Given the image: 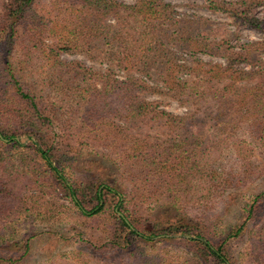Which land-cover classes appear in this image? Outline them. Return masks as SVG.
I'll return each mask as SVG.
<instances>
[{
	"label": "trees",
	"instance_id": "16d2710c",
	"mask_svg": "<svg viewBox=\"0 0 264 264\" xmlns=\"http://www.w3.org/2000/svg\"><path fill=\"white\" fill-rule=\"evenodd\" d=\"M132 1L0 0V229L54 219L43 199L63 195L101 232L96 244L38 263L29 241L0 234V264H235L227 242L255 218L247 264H264V190L238 226L209 229L205 219L216 200L247 197L252 179L264 187V62H253L264 43L217 38L161 0ZM203 2L264 33V0ZM146 95L191 111L167 113ZM207 124L226 147L258 155L239 153L236 175L210 166ZM175 235L189 237L177 259L166 252ZM105 253L118 262L96 258Z\"/></svg>",
	"mask_w": 264,
	"mask_h": 264
},
{
	"label": "rangeland",
	"instance_id": "374dc122",
	"mask_svg": "<svg viewBox=\"0 0 264 264\" xmlns=\"http://www.w3.org/2000/svg\"><path fill=\"white\" fill-rule=\"evenodd\" d=\"M119 3L123 5H130L133 3L132 0H117ZM165 3H169L174 6L176 17L179 20L185 19L189 22L197 23L201 31H213V35L217 38H226L232 39L233 42L235 39L239 44H262L264 43V33L261 31L248 28V27H236L232 25L231 20L220 12H212L210 11L203 0H161ZM264 9L260 8L256 14L257 16H262L264 13ZM193 23V25H194ZM199 30V31H200ZM262 52L261 55H258L256 59H253V62L259 60L260 62H264V46L261 47ZM260 48V49H261ZM256 55V53H254ZM181 57L184 60V63H192L187 57L186 54L181 53ZM197 58L202 60L205 63H218L219 59L209 58L207 56L198 55ZM63 59L66 61L78 60L85 64L87 67H92L98 69V65L96 63H89L84 57L80 55H64ZM252 62V63H253ZM257 64V62H255ZM255 64V65H256ZM248 67V66H247ZM246 67V68H247ZM250 69V68H247ZM121 76V74H119ZM153 85L152 83H150ZM147 101L157 102L159 108L167 113H171L176 116H185L187 112H190L188 108L181 106L174 99L168 98L163 95H153V96H144ZM206 126L205 132V145L208 148L206 154L208 156L210 162V166L224 169L226 172L232 173V175H236L238 172V168H240V161L237 158L240 154L245 156L249 155H258L259 151L251 147L247 146H233L232 148L226 147L225 144L221 143L216 139L215 133L212 129ZM246 134L241 132L239 136L236 137L235 141L240 142V140L245 139ZM22 143H28L26 140L21 139ZM210 146V147H208ZM106 150H103L101 154L105 153ZM240 153V154H239ZM89 156H93L87 159H92L94 162H97L98 165L93 166V168L101 170L103 167L102 164L99 163V156L96 154H92ZM82 161V160H81ZM80 161V162H81ZM105 166V165H104ZM109 167V170L112 169ZM247 190L245 192L248 194L247 197L234 199L231 201L226 199H218L215 201V206L212 208L213 210L205 215V219H212V226L208 223L206 226L209 229H228L231 226L240 225L244 221L242 209L246 208L247 205L251 202L252 198L262 190L264 187L259 185V181H253V179L246 184ZM250 195V196H249ZM44 210L52 211L54 214V219L45 221L44 223L31 222L24 217L20 218L18 224L13 226H9L6 229L1 228L0 234L5 236L17 235V239H21L23 241H29L31 246V258L32 262L38 263L40 260V255L48 256L50 255H59L64 252L71 251L73 249H84L86 247L87 242H91L96 244L97 241L101 238V232L97 228L95 223H87L83 226L82 218L72 209L69 201L63 195H56L52 197H45L43 199ZM196 217L200 219L202 214L198 212H194ZM57 219L56 221H54ZM218 220L222 221L221 223ZM200 221H204L200 220ZM259 219L255 218V221L248 222L247 228L243 234V236L232 239L229 238L227 245L229 253L235 264H247L250 260L248 256V247L249 239L253 236L256 231L255 225L258 223ZM100 223L102 221H99ZM169 240H172L169 244L166 252L170 257L177 259V257H182L183 251H185V246L181 240L189 239L188 236L175 235V236H167ZM194 239V237L190 238ZM155 241L159 240V238L154 239ZM1 247V246H0ZM187 250V249H186ZM149 252H151L149 250ZM112 253H105L101 255H97L96 258L104 261L103 259H108L112 263L118 262L117 257ZM252 259L255 256L251 252ZM116 259V260H115ZM176 259H171L173 261H177ZM96 261V260H95Z\"/></svg>",
	"mask_w": 264,
	"mask_h": 264
},
{
	"label": "water",
	"instance_id": "95a60500",
	"mask_svg": "<svg viewBox=\"0 0 264 264\" xmlns=\"http://www.w3.org/2000/svg\"><path fill=\"white\" fill-rule=\"evenodd\" d=\"M1 138V137H0ZM4 142H6V141H4Z\"/></svg>",
	"mask_w": 264,
	"mask_h": 264
}]
</instances>
